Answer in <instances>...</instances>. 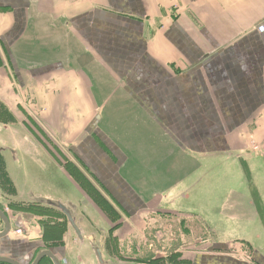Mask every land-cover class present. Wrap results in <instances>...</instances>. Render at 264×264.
<instances>
[{"label": "crops", "instance_id": "0c3cea01", "mask_svg": "<svg viewBox=\"0 0 264 264\" xmlns=\"http://www.w3.org/2000/svg\"><path fill=\"white\" fill-rule=\"evenodd\" d=\"M1 103L15 120H0V142L44 165L29 199L75 206L79 242L105 255V238L84 237L96 211L59 154L80 160L127 214L122 241L164 202L197 199L215 159L264 145V0H0ZM21 108L50 142L21 128ZM1 155L0 179L12 181Z\"/></svg>", "mask_w": 264, "mask_h": 264}, {"label": "rangeland", "instance_id": "374dc122", "mask_svg": "<svg viewBox=\"0 0 264 264\" xmlns=\"http://www.w3.org/2000/svg\"><path fill=\"white\" fill-rule=\"evenodd\" d=\"M7 64L6 67H10ZM25 65L31 68L37 64L27 60ZM20 110L26 119L22 129L32 133L39 130L46 141L51 140L52 134L41 131L28 111L30 108ZM9 115L1 103L0 120H15ZM48 144L53 148V144ZM259 146L261 151L248 149L245 158L215 159L209 170L201 171L198 177L194 195L197 199L183 204L164 202L161 215L152 217L154 220L142 235L123 241L118 239L116 229L127 214L80 160L61 151V165L72 180H76L80 194L96 211L92 219L84 216L87 219L84 237L87 239L93 233L98 242L105 238V255L101 252L100 263L90 241L79 242L67 218L26 212V206L34 204L29 199L31 192L42 186L34 173H41L40 167L44 169V165L30 159H16L12 148L0 142V152L7 160L12 177V181L4 176L0 179V206L12 226L8 236L0 239V257L31 264L40 252L49 250L61 264H264V145ZM2 158L1 155L3 165ZM15 185L21 194H16ZM76 194V204L80 205L81 195L74 192L73 196ZM45 219L66 224L61 244L49 247L43 242L42 221ZM3 229L0 220V232ZM99 245L94 243L97 248ZM42 264L53 263L45 260Z\"/></svg>", "mask_w": 264, "mask_h": 264}, {"label": "water", "instance_id": "95a60500", "mask_svg": "<svg viewBox=\"0 0 264 264\" xmlns=\"http://www.w3.org/2000/svg\"><path fill=\"white\" fill-rule=\"evenodd\" d=\"M36 201L39 203L47 204L50 205L56 209H58L63 215L66 216L69 225L72 227V229L75 231L77 234L78 238L82 240V231L79 227V223L76 221V215L73 212L72 209H75V206L72 204H68V206L63 205L60 202L48 200V199H42V198H36ZM0 219L4 223V229L0 232V239H3L8 236V234L11 231V222L8 218V216L0 209ZM93 250L96 251V255L99 256V261L102 263V254H101V245H99V248L95 247L92 245ZM45 258H48L51 260L53 264H61L60 259L51 251L45 250L40 252L35 260L31 264H40L41 261ZM0 264H21L18 261L10 258V257H0Z\"/></svg>", "mask_w": 264, "mask_h": 264}, {"label": "trees", "instance_id": "16d2710c", "mask_svg": "<svg viewBox=\"0 0 264 264\" xmlns=\"http://www.w3.org/2000/svg\"><path fill=\"white\" fill-rule=\"evenodd\" d=\"M0 208L2 209L1 206H0ZM26 212H34L35 214L40 215V216L51 217V218L52 217L62 218L64 220L66 218L65 215L61 214V212H59V211L57 212L56 208L43 207V206L36 205V204H31V205L27 206ZM42 224H43V232H42L43 242L45 244H47V246H49V247L57 246V245L61 244L62 240H63V236L66 232V224L54 223L53 221H49V219H45L44 221H42ZM45 260H50V259L45 258L42 260V262L40 264H42L43 261H45Z\"/></svg>", "mask_w": 264, "mask_h": 264}, {"label": "flooded vegetation", "instance_id": "af4514ba", "mask_svg": "<svg viewBox=\"0 0 264 264\" xmlns=\"http://www.w3.org/2000/svg\"><path fill=\"white\" fill-rule=\"evenodd\" d=\"M2 162H3V164H4V159L2 158ZM2 164H0V171H2V173L4 174V170H3V168H2ZM6 179V178H5ZM34 204H36V205H40V206H43V207H52V206H49V205H46V204H43V203H39V202H34ZM27 207V206H26ZM52 208H54V207H52ZM1 209V208H0ZM7 216H8V214L3 210V209H1ZM8 218H9V216H8ZM1 220V219H0ZM9 220H10V218H9ZM2 221V220H1ZM3 223V222H2ZM4 224V223H3ZM12 227V226H11ZM37 257V256H36ZM35 257V258H36ZM35 260V259H34ZM42 262V261H41Z\"/></svg>", "mask_w": 264, "mask_h": 264}, {"label": "built area", "instance_id": "2783aa9c", "mask_svg": "<svg viewBox=\"0 0 264 264\" xmlns=\"http://www.w3.org/2000/svg\"><path fill=\"white\" fill-rule=\"evenodd\" d=\"M252 147H253V151L255 152H259L261 150L259 145L254 144Z\"/></svg>", "mask_w": 264, "mask_h": 264}]
</instances>
